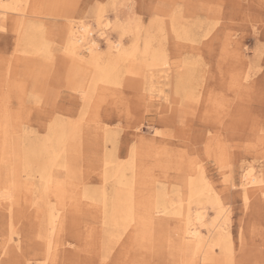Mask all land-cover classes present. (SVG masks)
<instances>
[{
    "label": "rangeland",
    "instance_id": "obj_1",
    "mask_svg": "<svg viewBox=\"0 0 264 264\" xmlns=\"http://www.w3.org/2000/svg\"><path fill=\"white\" fill-rule=\"evenodd\" d=\"M30 4L22 32L21 18L15 13L7 16L6 28H0V185L7 184L9 168L17 165L15 158L22 150L41 146L49 129L60 124L74 128L76 134L61 152L60 163L68 169L59 166L61 172L54 173L60 186L78 189L79 196L76 202L69 193L60 200L55 188L45 194L61 213L54 218V228L46 213L34 214L24 202L31 192L23 190L14 198L0 190L4 199L0 264H191L194 255L183 254L174 243L177 222L183 217L176 213L180 203L184 211L190 207L192 215L199 209L207 212L200 239L215 246L212 255L222 264L229 262L223 261L215 245V225L230 233L234 264H264V0H34ZM106 22L110 26L105 27ZM118 23L136 24L138 30L124 27L122 31ZM71 24L75 28L88 24L98 37L106 29L111 41L121 39L126 46L138 37L141 50L149 43L150 51L166 63L150 65L149 55H137L131 65L120 66L119 83L99 81L90 99H84L94 67L88 69L86 64L82 75L80 64L65 52ZM31 26L40 38L37 35V53L26 57L22 50L28 46L26 33ZM98 44L107 61L111 50L106 40L100 38ZM36 153L41 155L39 149ZM36 156L29 160L28 171L39 175ZM118 164L124 168L116 174ZM133 169L138 172L137 196L142 198L140 193L145 192L153 207L165 193L171 213H155L163 225L153 231L144 225L148 233L136 237L135 243L126 244L130 228L119 243L109 242L110 233L102 229L99 199L105 191L111 199L122 187L119 174L124 173L128 182ZM247 170L260 177L258 190H244ZM197 176L209 186L200 197L202 204L189 200L188 181ZM38 187L35 201L41 200ZM85 190L91 192L88 197H83ZM214 195L219 205L210 199ZM5 200L15 202L10 206Z\"/></svg>",
    "mask_w": 264,
    "mask_h": 264
},
{
    "label": "bare ground",
    "instance_id": "obj_2",
    "mask_svg": "<svg viewBox=\"0 0 264 264\" xmlns=\"http://www.w3.org/2000/svg\"><path fill=\"white\" fill-rule=\"evenodd\" d=\"M33 1L34 0H0V28L5 29L6 28V21L8 19L7 16L10 13H13V14L15 13L21 18L20 23H19V26H20L19 32H22L21 30H22V27H24V23H25L24 18L27 17V14L29 13V6L31 7L33 5V4L31 5L30 3ZM174 14H176V13H174ZM126 24L123 25L122 23H118L117 26L119 28H121L122 31H124L125 28L126 29L132 28L135 31H136V29L138 30V26L136 24H134V26L131 25L132 27L130 25H128V24L126 25ZM129 24H130V22H129ZM108 25H109V22H106L104 26L107 27ZM34 28L35 29H33V27L30 29L28 28V33H26V35H27L26 39H27L28 46H27V48L22 50L24 55H26V57L28 55H32V54L37 53V48H38L37 45L39 43V41H38L39 39L37 40L36 38H37V35L40 38V35L37 32L38 31L37 28L36 27H34ZM126 31L129 32L131 30H126ZM20 36H21V33H20ZM100 38H103L104 40H106V42L109 46V49L111 50V53H109V58L107 59V61L105 60V58L102 57V54L100 52H98V49H97V47L99 45L98 41L100 40ZM110 38L111 37L109 36V32L106 29L101 30V33H99V37L95 36L93 30L90 28V26L88 24H83L77 28H75L74 25L71 24L68 27V33H67V37H66V41H65V44H66L65 52L68 54V56L70 58H73V59L75 58L76 61L80 64L78 71L82 75H85V72H86L83 70L84 69L83 66H86V64H87L86 68H88V69H89L90 65H91V67H94L93 68L94 74L92 77L90 76L91 78L88 80V81H90L88 90L84 89V92H85L84 93V99L89 98L91 91H94L97 88V84L99 81H102V83L104 82V83H108V84L119 83L118 79L120 78V75L122 73L120 66L125 65V63L128 65H131L130 63H132L137 58V55L142 56V54H143L145 57L149 55L150 56V59H149L150 65L156 66L159 64L166 63V62H161L163 60V58H162L163 56L161 57L159 53L150 51L149 43H145L144 49L141 50L140 49L141 45L138 42V37H136V39L134 38L135 40L132 42V44L130 46L124 45V43L121 39H118L117 41L114 42V41H111ZM141 39H142V37H141ZM41 49H42V47H41ZM112 49H115V52H112ZM88 53H90V54H88ZM86 55H89L88 60L86 59V57H87ZM26 57H24V58H26ZM28 59L30 60V58H28ZM73 66H74V64H73ZM130 68H132V66H130ZM130 68H129V70H127L128 72H130V70H131ZM180 83H182V82L180 81ZM49 132H50V134L48 133L49 135L45 133L46 135H48V138L47 137H46L47 139L45 138L46 140L43 142V144L41 146L39 145V147H38L37 144H33L32 147L30 148V150H26V151L22 150V154H19V156L17 158H15L18 161L17 165L21 166L22 169H21V171H19L20 169L16 168L17 165L9 168L10 169L9 170L10 173L8 174L9 180L7 181L6 185H4V186L0 185V190L4 189V191H7L8 194L15 195L14 198H17L24 191H25V194H28V192L29 193L31 192L30 196L31 195L32 196L31 197L25 196L24 202L26 203V205H28L29 207L32 208V211H34V214H39L41 216L43 213H46L45 216L48 218L47 222H48L49 226L51 225L52 227L55 228L56 226L54 223L56 220H54V218L57 219L56 217L61 213H58L56 211V208H57L56 204L55 203H54L55 205L52 204L50 202L48 196H45V194L48 195V193L55 188V189H57V191H56L57 192L56 193L57 199L64 200L68 196V193H69V196L72 197L71 199H74L73 202H76L75 199L77 196H79L78 195V189L75 190V188H73V187H71V188H73V189H71L70 187H67V186H60L58 176L54 173V170L58 171V173L61 172L60 169H57V167H59V166H60L59 168L65 167L66 169H68L67 164H65V163L61 164L60 163V158L62 156L61 152H62V149L64 148L65 144L68 143V141L74 140L73 138L75 137L76 133L74 132V128H72V127L67 128V127L60 125V124H58L56 126L53 125L52 128L49 129ZM76 141H77V139H76ZM38 149L40 152L39 154H41V155L37 157L36 154H38V153H36V151ZM65 150L67 151V149H65ZM65 150H64V152H66ZM129 153H131L132 158H134V155H135L134 151L129 152ZM42 154H45V155L42 156ZM35 156L37 157V159L40 163V164H38L39 169L38 168H37L38 170L35 169L36 172L38 171L37 173L39 175H37L36 173L32 174L31 171H28L29 162L32 164V161H29V160H32L31 157H34V159H35ZM129 159H130V157H129ZM105 164H106V162H105ZM32 166H34V165H32ZM35 166H36V164H35ZM110 166H112V165H110ZM115 166H116V168L113 172L116 174H118L119 171H122V169L124 168V166L121 164H118ZM29 169H31V168H29ZM70 170H72V169H70ZM73 170H74V168H73ZM75 170H74V173L76 174ZM248 171L249 170H247V173L244 176V178H245V184H244L245 189L244 190L246 192L249 191L248 189L258 190L259 188H261V185H260L261 181L259 180L260 177L257 176L254 172H250V171L248 172ZM23 172L24 173L27 172L25 174V176L22 175ZM36 175H37V177H39L38 181L34 179V178L37 179ZM119 175H120V177L117 180V182L119 181L122 184L121 189L115 191V193L111 199H109L108 195L105 193L106 191L103 192L101 194V198L99 199L100 202L102 203L103 210L100 209L99 207H98V209H99V212L103 214V215H101L102 222L105 223V227H103L102 229H104L105 232L108 231L110 233V235L108 236L109 242H110V240H111V242H114L116 240L118 241L120 238H122V236L130 228L131 230H130V233L127 236L128 238L126 240V244L128 245L129 244L128 241H131V242L133 241L135 243V242H137L136 237L139 236L141 238L143 235H146V232L148 233V231H146V228L144 227V225L148 226L152 231H153V229H155L154 227H156V228L161 227L163 224L161 223L160 220H158L159 216L157 217L155 215V213H157V212H163V214L168 213V212L171 213V210H170L171 204L168 203V205H167L166 200H165V196H164V195H166L165 193L162 195L160 194V196H158L153 207H152V204L150 202H148V196L145 194V192L140 193L142 198H139V196H137V193L135 191V185L137 182L136 178L138 177L137 170L133 169V172L131 173V179L128 182H124V178L126 176L124 173H122V176H121V174H119ZM112 178H110V179H112ZM195 178H196V176H195ZM125 181H127V180H125ZM38 182L40 185H38ZM112 182H114V181H112ZM80 183H81V181H80ZM74 185H76V184H74ZM38 186H41V190H42L41 196H40L41 200L35 201V200H33V194L37 190H40L39 189L40 187H38ZM188 187H189V191H190V199H189L190 202L191 201H197L198 202L197 204H202L204 199H201L200 197H202L204 195L205 189H207L209 187L206 185L204 177L202 176L201 178H199V180H198V176H197L196 180H194V179L190 180L189 179ZM211 187H213V186H211ZM86 188H87V186H86ZM86 190H88V189H86ZM86 190H85L86 193H83V195L85 194V196H83V197H88V194L91 193V192H89L87 194ZM211 192H212V190H211ZM213 194H214V192H213ZM167 195H168V191H167ZM170 196L171 195H169V197ZM214 197H215V195H214ZM245 197H246V195H245ZM139 199H141L143 201H140ZM210 199H213L218 205L220 204L219 197H217V196L215 198L211 197ZM87 200H89V198ZM90 200H91V198H90ZM93 200H95V199H93ZM172 200H171V202H172ZM206 200H209V198L208 199L206 198ZM81 201H82V199H81ZM214 201H211V202L213 203ZM7 202L8 201L5 200V203H7ZM14 202H15V200H12L11 202H8L7 205L11 206ZM59 202H60V204H63V201H59ZM68 203H70V202H68ZM182 203H183V201H182ZM3 204H4V199H3L1 191H0V206H2ZM33 204H35L36 207L33 206ZM189 204L191 205V203H189ZM205 204H206V202H205ZM138 207H140L139 208L140 214L136 213ZM181 207H182V205L180 203L179 208H177V211H176L177 214L183 215V217L179 218L180 220H178V222H177V224H179V226H177V230L175 228L176 231H174L177 234L176 238L174 240L175 245L179 248V250H181L183 252V254H186L188 251H190L191 252L190 254L194 255L193 258L191 260H189V263L191 262V264H222V262L219 260V258L217 256L212 255L213 254L212 249H216V248H214L215 246L212 243H207L203 239H200V237L202 235L201 230H200V226L202 224L204 226L206 225L203 222H204V217L206 218L205 214L207 212L205 213V211L203 209H199L197 207V209H199V211H197L198 213L194 209V211L197 214L192 215L190 207H188L187 209L185 208L186 209L185 211ZM44 208H45V211L42 210ZM10 209H12V208H9V210ZM88 209H89V207H88ZM173 210H176L174 208V206H173ZM59 211H60V209H59ZM78 212H80V211H78ZM82 212H83V210H82ZM76 213H77V210H76ZM160 214H162V213H160ZM71 218H73V215L70 212V220H71ZM193 218L197 219V223L192 222ZM224 221H227V220H223V222ZM212 222L214 223V221H212ZM230 222H231V220H230ZM106 224H107V226H106ZM227 224H226V227H227ZM215 227L218 228L216 231H214L215 235L217 237H216V241H214V240L213 241L215 242L216 247L220 248V254H222L224 256L223 261L229 262V264H234V258H233V247L234 246L232 243L233 241H231V239L229 238L230 233H227L228 235L224 234V231H223L224 229L222 228L221 225H219L218 227H217V225H215ZM212 229H214V228H212ZM164 230H165V228H164ZM105 234H107V233H105ZM162 234H164V233H162ZM162 234L160 233V235H162ZM155 235H156V233H155ZM44 237H47V239H48L49 236L44 235ZM154 237H156V236H154ZM142 240H143V238H142ZM210 240H212V237ZM48 242H49L48 244H50L52 242V237H50ZM118 243H119V241H118ZM49 248H51V246ZM197 256L199 257L200 260H196Z\"/></svg>",
    "mask_w": 264,
    "mask_h": 264
}]
</instances>
